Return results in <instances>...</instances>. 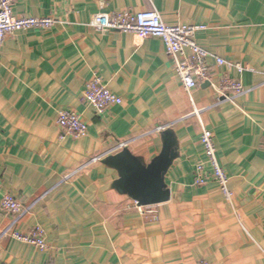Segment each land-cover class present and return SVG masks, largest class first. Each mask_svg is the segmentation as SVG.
<instances>
[{
	"label": "crops",
	"instance_id": "crops-1",
	"mask_svg": "<svg viewBox=\"0 0 264 264\" xmlns=\"http://www.w3.org/2000/svg\"><path fill=\"white\" fill-rule=\"evenodd\" d=\"M150 10L171 26H205L197 43L249 71L211 60L192 99L162 40L91 26L100 13ZM13 12L57 24L0 47V264H264V0H16ZM97 76L123 100L102 115L83 100ZM224 77L247 89L236 105L212 87ZM61 111L80 115L87 137L62 130ZM204 129L230 199L215 182L194 184ZM168 130L179 153L166 176L171 200L139 207L113 188L119 174L105 162L128 148L150 164ZM8 194L29 210L15 230L40 226L45 251L2 236Z\"/></svg>",
	"mask_w": 264,
	"mask_h": 264
},
{
	"label": "built area",
	"instance_id": "built-area-1",
	"mask_svg": "<svg viewBox=\"0 0 264 264\" xmlns=\"http://www.w3.org/2000/svg\"><path fill=\"white\" fill-rule=\"evenodd\" d=\"M16 0H0V47L6 38L20 31H47L55 27L57 21L53 18L16 17L13 7ZM91 26L98 32L107 33L117 31L139 36L142 39L158 38L163 41L166 50L175 62V72L185 90L192 97V92L199 83L210 81V61L213 60L220 66L238 71L241 76L249 68L241 64H232L210 53L196 41V34L206 30L205 26L168 25L156 10L140 13L118 12L100 13L95 16ZM212 87L219 95L221 103L236 105L238 99L247 93L241 78L235 80L224 77ZM83 100L94 110L97 115H102L107 109L123 104L121 97L115 95L100 77H95L86 87ZM198 113V112H197ZM57 125L76 139L87 137L88 124L80 115L73 111H61L57 118ZM165 128H159L163 131ZM201 143L205 160L195 166L196 186H206L215 182L227 199L232 197L229 189V177L220 165L214 135L204 129ZM124 146V145H123ZM1 209L13 216L12 224L2 233V236H11L15 240L32 245L41 251L48 248L46 233L40 226L33 228L28 233L15 230L16 225L29 212L12 195H5L1 201ZM198 264H212L202 260Z\"/></svg>",
	"mask_w": 264,
	"mask_h": 264
},
{
	"label": "water",
	"instance_id": "water-1",
	"mask_svg": "<svg viewBox=\"0 0 264 264\" xmlns=\"http://www.w3.org/2000/svg\"><path fill=\"white\" fill-rule=\"evenodd\" d=\"M162 139L163 150L150 164H145L128 148L111 155L105 162L119 174L113 188L134 200L139 207L160 205L171 200L166 176L179 157L178 140L171 130L163 132Z\"/></svg>",
	"mask_w": 264,
	"mask_h": 264
}]
</instances>
